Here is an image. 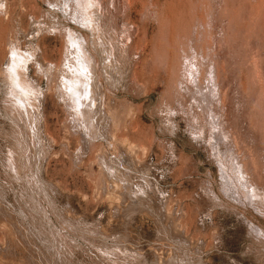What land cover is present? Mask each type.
Wrapping results in <instances>:
<instances>
[{
    "label": "rangeland",
    "instance_id": "374dc122",
    "mask_svg": "<svg viewBox=\"0 0 264 264\" xmlns=\"http://www.w3.org/2000/svg\"><path fill=\"white\" fill-rule=\"evenodd\" d=\"M0 264H264V0H0Z\"/></svg>",
    "mask_w": 264,
    "mask_h": 264
},
{
    "label": "bare ground",
    "instance_id": "6f19581e",
    "mask_svg": "<svg viewBox=\"0 0 264 264\" xmlns=\"http://www.w3.org/2000/svg\"><path fill=\"white\" fill-rule=\"evenodd\" d=\"M183 21V20H182ZM89 27V26H88ZM99 36V35H98ZM84 55V54H83ZM83 58V57H82ZM254 67V66H253ZM23 77V76H22ZM82 86V85H81ZM68 92V91H67ZM91 92V91H90ZM74 93V92H73ZM180 94V93H179ZM25 121V120H24ZM219 136V135H218ZM241 167V165H240ZM242 169V168H241ZM240 174V173H239ZM242 175V174H241ZM245 176V175H244ZM248 184V183H247ZM252 190V189H251ZM251 194V193H250ZM256 200V199H255Z\"/></svg>",
    "mask_w": 264,
    "mask_h": 264
}]
</instances>
